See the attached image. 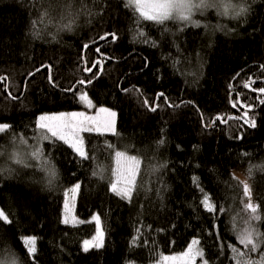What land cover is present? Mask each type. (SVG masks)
<instances>
[{
	"label": "trees",
	"instance_id": "trees-1",
	"mask_svg": "<svg viewBox=\"0 0 264 264\" xmlns=\"http://www.w3.org/2000/svg\"><path fill=\"white\" fill-rule=\"evenodd\" d=\"M219 2L231 5L227 14L214 6L195 15L202 24L183 26L143 19L128 0H0V124L10 125L0 132V209L12 221L0 220L3 264H150L194 238L209 264L264 255V0ZM113 32L114 42L100 39ZM89 78L75 95L64 91ZM99 106L117 112L116 130L82 133L86 159L62 142H38L41 113ZM31 146L40 159L29 158ZM119 149L141 158L130 200L111 191ZM45 161L56 170L51 185ZM77 182L83 222L65 224V191ZM95 213L105 241L84 251ZM246 230L257 234L256 251L239 243Z\"/></svg>",
	"mask_w": 264,
	"mask_h": 264
},
{
	"label": "snow or ice",
	"instance_id": "snow-or-ice-1",
	"mask_svg": "<svg viewBox=\"0 0 264 264\" xmlns=\"http://www.w3.org/2000/svg\"><path fill=\"white\" fill-rule=\"evenodd\" d=\"M128 6L133 7L134 11L139 13V17L146 19V20H152L156 22L162 23L163 21L172 18L173 13L175 12L176 19L182 20V21H190V14L194 8L196 9H203L208 8L212 6L220 7L219 0H214V3H209L208 0H199L198 3H194L193 0H128ZM231 7V5H226L223 8L222 14H227L228 9ZM243 8H239V10L235 13L236 16L240 15L241 12H243ZM109 37H111L112 41L114 42L116 39H118L116 33H105L104 36H101V40H106ZM85 48L87 45L84 46ZM97 52L100 51L99 48L96 49ZM100 63V61H96L93 64V68L96 67V64ZM50 67V66H49ZM87 72H91L92 68H85L84 69ZM4 77H0V80H3ZM49 82L55 86V82L51 79V75L49 73ZM92 83V79L89 78L88 80H78L73 87H70L68 89H64L66 92H73L75 95L76 91L78 90L77 86H86L87 84ZM127 91V90H125ZM260 93H264V87L258 89ZM11 95V94H9ZM163 95V94H160ZM13 99H16V97H12ZM79 101L86 103L88 107L92 106V101L88 98L87 93H80L78 96ZM264 102V101H262ZM145 104H147V101H145ZM101 111H107L106 109H101ZM151 111H156V106L151 107ZM115 112H110V117H115ZM221 122H224L222 117H218ZM91 117H87L84 112H71V113H61L58 116H45L41 115L37 121V128L44 130L41 132V136L38 137V142L40 139L43 140H51L54 143L56 142H62L63 145H66L68 148L72 149L74 153L79 158H87V153L84 149L83 144V138L80 135L82 132H94L99 131L101 127L105 129H112V121L108 120L103 125H95L92 122ZM212 123H215L214 121ZM245 123H249L250 127H255V121H248L246 120ZM211 125H205V127H208ZM10 127L8 124H0V132H4ZM238 139L240 137H237ZM20 143H26V141L21 140ZM164 141H159V144H163ZM42 156V149H40L38 146H31L30 156L29 158H35L40 159ZM115 157L117 161V165L119 164V161L121 158L124 157V153L120 151L115 152ZM11 159H13L17 164H26V160L21 153H13L11 156ZM129 159H132L135 161V157H130ZM138 163V161H137ZM44 169L49 174V185L52 184V179L56 177V170L53 166L48 164L47 161L44 162L43 165ZM2 171V170H0ZM93 176H99L101 173L97 171H93ZM115 176V181L111 182V191L114 192L117 196H120L122 199L130 200L132 196L133 186L135 182V170H133L131 177L127 178V180H123L120 176L119 170L117 169L116 172L113 173ZM123 183L125 186L119 187L118 184ZM244 193L246 195H250V190L248 188L247 184H244ZM80 188V182L75 183V185L72 187L71 191L76 192ZM204 208H206L209 212L214 211L213 206L209 203V197L207 194H205L204 199L201 201ZM68 205L65 203V208L67 209ZM248 209H251L253 213L256 212V208L251 204L248 203L246 205ZM258 218V217H257ZM0 220L11 223L12 221L9 219L8 215L0 209ZM98 221V217H97ZM63 223H68L67 215H65L63 219ZM255 234L251 230H246L239 235V243L243 245L245 248H248L250 251H256L258 248L259 241H255ZM24 244L27 245V251L29 253H35V241L36 237H24L23 238ZM198 240H193L191 242V245L188 248V251L183 254L181 257H164L163 259L165 261H176V260H184V257H187V260L184 262V264H193L194 257L196 255L203 256V252L200 249H195L194 246L198 245ZM84 251H88L89 247H101L102 241L98 237H94L92 240H85L83 242ZM250 246V247H249ZM232 251L237 254V256L240 255L239 251L236 248H232ZM261 260L264 261V255H262ZM0 264H3L2 261H0ZM14 264V262H13ZM202 264H209L208 260H202Z\"/></svg>",
	"mask_w": 264,
	"mask_h": 264
},
{
	"label": "rangeland",
	"instance_id": "rangeland-1",
	"mask_svg": "<svg viewBox=\"0 0 264 264\" xmlns=\"http://www.w3.org/2000/svg\"><path fill=\"white\" fill-rule=\"evenodd\" d=\"M193 2L194 3H198L199 0H193ZM210 3H214V0H210ZM219 3H221V2H219ZM212 7H214V6H212ZM209 8H211V7L203 8V9L194 8L192 10L191 14H190V21H182V20L176 19L175 17H176L177 14L175 12L173 13V17L172 18H169V19H167L165 21L176 22V23H179V25H183V26H188V25H193V24L194 25H200L203 22H200L199 19H197L195 17V15L198 12H200V11H207V10H209ZM214 9H216L217 11L223 13L222 12L223 11V4H220V7H214ZM101 109H106L107 111H101ZM71 112H84L87 117H91L92 118L91 122L93 124H95V125H103L108 120L112 121V125H113L112 129L109 130V129H105V128L101 127L100 130L97 131V132H101V133L102 132L103 133L104 132H111L112 133V132H115V130H116L117 112L115 110L109 108V107H106V106H99V107L96 108L95 111H87L85 109H80V110H74V111L71 110V111H63V112L41 113L38 116V119H39V117L41 115L58 116L61 113H71ZM110 112H115V114H116L115 117H110L109 116ZM82 133H84V132H82ZM82 133L80 134L81 136H82ZM83 144H84V139H83ZM84 149H85V144H84ZM85 151H86V149H85ZM117 151H120V152L124 153V157L120 159L118 165H117V161H116V157H115L116 168L119 170L120 176L122 177L123 180H127V178L131 177L133 170H135V182H136V179H137V176H138V173H139V166L141 164V158L138 155H136V154L129 153L125 149H119ZM130 157H135L136 158L135 161L132 160V159H129ZM137 161H138V163H137ZM135 182H134V184H135ZM74 185H72L71 187H69L65 191V199H64V204H63V219H64L65 215H67L69 224H79V223L83 222V220H81L77 216L76 210H75L78 190L76 192H72L71 191V189H72V187ZM123 186H125L123 183L118 184V188L119 187H123ZM65 203H67V205H68L67 209L65 208ZM209 203L214 208V205L212 204L210 199H209ZM97 217H98V221H97ZM91 220L96 223V231H95V233H94V235L92 237L87 238L86 240H92L94 237H98L102 241V245H103L104 241H105V231H104V229L102 227L101 219H100L99 215L95 213L92 216ZM32 236L33 235H28V236H25V237H32ZM194 239L199 241L198 245L194 246V251H195V249L202 250L203 256L201 257L199 255H196L194 257L193 264H202V260H205V259L208 260V258H207L206 254H205L204 249L202 248V246L200 244V239H198V238H194ZM191 242L184 250H181L179 252L170 253V254H161L160 257L157 260H155L154 262H152L150 264H184V262L187 260V257H184V260H176V261H171V260L165 261L163 258L164 257H181V256H183V254L188 251V248L190 246H192ZM83 247H84V244H83ZM35 248H36V241H35ZM90 248H93V247L90 246L89 249ZM31 254H33V253H31ZM261 263H262L261 256H258L256 259H254V263H253V261H249L248 262V264H261ZM129 264H135V263L134 262H130Z\"/></svg>",
	"mask_w": 264,
	"mask_h": 264
},
{
	"label": "water",
	"instance_id": "water-1",
	"mask_svg": "<svg viewBox=\"0 0 264 264\" xmlns=\"http://www.w3.org/2000/svg\"><path fill=\"white\" fill-rule=\"evenodd\" d=\"M96 61H102V59H97ZM49 67V66H48ZM41 69V68H40ZM49 69H50V67H49ZM39 70V69H38ZM92 70H93V68H92ZM92 72V71H91ZM91 72H89V74L91 73ZM28 80V79H27ZM27 80L25 81V86H24V89H23V93H22V95L24 94V92H25V90H26V83H27ZM8 81V80H7ZM8 88V82H7V86H6V89ZM21 95V96H22ZM211 127V126H210ZM210 127H208V129H210Z\"/></svg>",
	"mask_w": 264,
	"mask_h": 264
},
{
	"label": "clouds",
	"instance_id": "clouds-1",
	"mask_svg": "<svg viewBox=\"0 0 264 264\" xmlns=\"http://www.w3.org/2000/svg\"><path fill=\"white\" fill-rule=\"evenodd\" d=\"M240 8H243L244 11L241 12L240 15H238L237 17L242 16V15H244L247 12V8L244 5H241Z\"/></svg>",
	"mask_w": 264,
	"mask_h": 264
},
{
	"label": "flooded vegetation",
	"instance_id": "flooded-vegetation-1",
	"mask_svg": "<svg viewBox=\"0 0 264 264\" xmlns=\"http://www.w3.org/2000/svg\"><path fill=\"white\" fill-rule=\"evenodd\" d=\"M165 101H167V100H165Z\"/></svg>",
	"mask_w": 264,
	"mask_h": 264
}]
</instances>
